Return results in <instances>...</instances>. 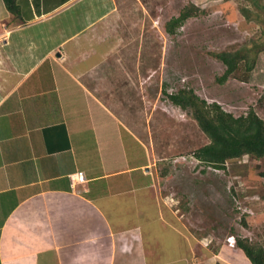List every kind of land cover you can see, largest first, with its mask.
I'll return each instance as SVG.
<instances>
[{
	"label": "crops",
	"instance_id": "0c3cea01",
	"mask_svg": "<svg viewBox=\"0 0 264 264\" xmlns=\"http://www.w3.org/2000/svg\"><path fill=\"white\" fill-rule=\"evenodd\" d=\"M17 3L13 14L0 0V264L215 257L155 194L149 162L122 156L132 131L82 80L125 40L124 17L145 11L144 1ZM76 172L82 180L71 178Z\"/></svg>",
	"mask_w": 264,
	"mask_h": 264
},
{
	"label": "rangeland",
	"instance_id": "374dc122",
	"mask_svg": "<svg viewBox=\"0 0 264 264\" xmlns=\"http://www.w3.org/2000/svg\"><path fill=\"white\" fill-rule=\"evenodd\" d=\"M143 1L145 11L139 5L124 17L125 40L116 39L110 56L82 80L132 131V137H124L131 146L121 149L122 156L149 162L155 194L200 240L204 252L217 256L206 260L200 252V261L252 264L232 247L236 236L264 245V158L243 155L228 159L222 169L201 163L193 151L209 139L190 109L175 105L168 95L188 87L234 115L254 108L264 119V0ZM191 3L202 10L167 32L166 22ZM248 49L258 51L249 80L230 76L220 83L225 65L214 53ZM71 178L82 180L75 174ZM11 261L16 264V256Z\"/></svg>",
	"mask_w": 264,
	"mask_h": 264
},
{
	"label": "trees",
	"instance_id": "16d2710c",
	"mask_svg": "<svg viewBox=\"0 0 264 264\" xmlns=\"http://www.w3.org/2000/svg\"><path fill=\"white\" fill-rule=\"evenodd\" d=\"M5 7L13 14H18L17 0H3ZM196 4L184 6L177 16L171 17L165 29L173 33L187 18L201 11ZM247 53L239 51H218L214 55L221 60L225 69L217 77L220 83L230 76L242 82L249 80L255 68L258 51L248 49ZM168 98L183 109H190L192 117L200 129L207 135L209 142L193 151L194 157L201 163L215 169L225 168L228 159L249 155L255 159L264 158V119L254 108L245 113L234 115L224 110L218 103H208L198 96L193 89L183 87L170 93ZM264 176V170L260 173ZM245 224L244 219L242 220ZM246 225V224H245ZM235 246L244 252L252 264H264V245L252 242L247 237H235ZM215 264H225L216 262Z\"/></svg>",
	"mask_w": 264,
	"mask_h": 264
},
{
	"label": "built area",
	"instance_id": "2783aa9c",
	"mask_svg": "<svg viewBox=\"0 0 264 264\" xmlns=\"http://www.w3.org/2000/svg\"><path fill=\"white\" fill-rule=\"evenodd\" d=\"M73 174H75V175H76V177H80V176L82 177V174H81V172H80V173H77V172H76V173H72L71 175H73Z\"/></svg>",
	"mask_w": 264,
	"mask_h": 264
},
{
	"label": "clouds",
	"instance_id": "9594fccd",
	"mask_svg": "<svg viewBox=\"0 0 264 264\" xmlns=\"http://www.w3.org/2000/svg\"><path fill=\"white\" fill-rule=\"evenodd\" d=\"M235 242V241H234Z\"/></svg>",
	"mask_w": 264,
	"mask_h": 264
}]
</instances>
